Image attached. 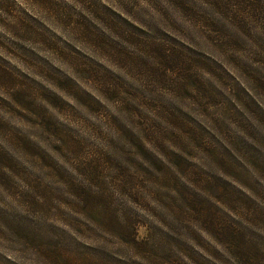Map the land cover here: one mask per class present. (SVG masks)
<instances>
[{
    "label": "rangeland",
    "instance_id": "obj_1",
    "mask_svg": "<svg viewBox=\"0 0 264 264\" xmlns=\"http://www.w3.org/2000/svg\"><path fill=\"white\" fill-rule=\"evenodd\" d=\"M261 20L264 0H0V264H264Z\"/></svg>",
    "mask_w": 264,
    "mask_h": 264
},
{
    "label": "clouds",
    "instance_id": "obj_2",
    "mask_svg": "<svg viewBox=\"0 0 264 264\" xmlns=\"http://www.w3.org/2000/svg\"><path fill=\"white\" fill-rule=\"evenodd\" d=\"M151 0H137V7H148ZM261 23H264V20H261ZM155 29L156 36H164L165 33L160 31L159 28H156L155 25H150ZM264 36V33L261 34ZM167 39H171V37H167ZM237 39L241 40V43H244L247 38L241 39L237 37ZM178 43V41H176ZM250 43V42H249ZM177 71L173 67L172 72H168L165 74L163 67L156 73V79L158 82V86L156 87L155 92L152 95V99L161 102L162 104L166 105L167 107H174L172 101L167 97V93L163 91L164 88L168 87L169 85L175 82L173 73ZM105 203V207L110 214V218L117 223L124 224L126 223L130 230L133 231L136 223L143 218L138 216L135 206L131 205L130 202H126L123 199H117L114 204L109 205L107 202Z\"/></svg>",
    "mask_w": 264,
    "mask_h": 264
}]
</instances>
